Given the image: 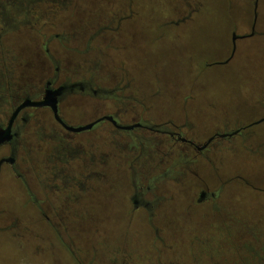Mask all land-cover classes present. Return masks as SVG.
<instances>
[{"label":"rangeland","instance_id":"1","mask_svg":"<svg viewBox=\"0 0 264 264\" xmlns=\"http://www.w3.org/2000/svg\"><path fill=\"white\" fill-rule=\"evenodd\" d=\"M74 1L73 5L68 4L65 8V4L58 5L60 2L57 0H0V31H3L0 36V60L12 61L17 77L23 73L22 79L34 80L48 75L46 71H40L41 66H36L47 57L44 52L47 43L50 54L62 66H67L70 62L71 68L80 65L81 78H93L94 83L104 89L114 88L123 75L122 71L132 68L129 71L131 75L122 83L127 84L135 75L136 81L132 85H141L143 89L137 93L132 87L126 94L135 92L134 95L144 97L146 106L170 110V114L162 117L158 108H155L145 119L161 122L172 118L180 123L183 114L176 112L185 105L189 109L192 107L194 113L190 114L188 120L193 127L186 131L199 141H205L213 131L212 126L225 118H239L246 122L263 118L264 0H199L200 4L205 2L201 13L194 12L189 20L179 24L173 22L190 13L184 0H135L136 16L122 25L138 34L136 39L140 41V45L135 46L134 57L145 70L142 71L143 74L133 71L134 62L127 60L125 56L129 53V48L124 47L131 40L126 33L121 35V39L113 30H107L90 42L91 36L99 30V25L108 23L113 13L120 11L127 14L125 12L129 11V1ZM253 28L256 33L247 36ZM57 33L62 39L60 37L47 41ZM110 36H116L112 43L108 42ZM234 37H237L235 41ZM157 68L165 75L166 85L158 80L155 74ZM137 73L144 75L145 80L138 79ZM119 94L122 95L123 92ZM102 96L77 97L72 106L70 104L73 101L68 106H63L66 118L75 122H87L102 113L110 112L114 103L104 97L105 94ZM41 117L45 115L42 114ZM212 122L215 124L210 125ZM253 127L264 133V121ZM97 130L96 135L100 137L103 130ZM23 137L21 156L31 155L32 147L35 149L34 155L37 148L44 147V135L32 136V130L28 129ZM119 141L121 140L111 143L107 136H103L98 140V144L102 145L97 146L103 153L110 150L117 153L122 144L127 145L126 140ZM250 147H236L233 148L236 150L230 149L226 153L234 160H238L236 154L241 156L242 175L251 176L259 189L241 186L239 181H229L225 188L226 200H217L215 205L204 203L190 206L189 209L186 206L192 205L195 193L201 187L218 189L219 182L214 168L220 166L217 156L213 157V167L201 161L195 164L191 168L199 172L198 176L189 173L187 178L176 172L163 175L162 170L173 159L169 161L161 154L156 155L155 160L148 159L150 155L147 153L137 160L135 156L129 157L136 169L149 175L146 178H136L140 185L151 187L147 188L151 192L147 194L148 198L153 199L154 194L176 196L175 203L161 211V237L165 239L164 245L162 243L161 264H264V250L260 254L256 252L264 247V215L260 216L262 211L258 212L260 205L264 204V166L254 164L252 149L255 146L252 144ZM130 152L137 154L132 147ZM7 153V148L0 149V157ZM110 163L111 167L105 168L106 170H129L128 161L118 166L114 161ZM5 167L2 168V173H5ZM231 170L235 171L234 168ZM237 171L239 172L238 169ZM230 174L221 177L226 180ZM118 179L123 181V178ZM124 180H130V186L125 187V190L131 192V179L126 177ZM18 182L15 179L3 181L0 178L3 190L0 192V264H45L43 258L38 256L36 245L33 248L26 245V240H34L27 226L45 236L54 237V231H44L41 222L32 225L29 223L32 215L30 197L22 181ZM36 190L42 198V191L38 188ZM237 191L242 192L239 203L236 200ZM104 193L103 189L99 191L98 201H106ZM218 207L226 208L220 210ZM108 210V213L116 215L120 209L110 207ZM100 211L97 215L105 219ZM222 213L225 219L221 216ZM236 214L244 219L241 222L234 221L232 217H238ZM37 217L40 215L37 214ZM108 219L99 225L101 229L98 235L110 233L116 237L121 236L124 225L113 223L117 221L109 215ZM158 220L157 215L156 224ZM143 223L144 226H139L143 229L139 239L140 246L135 244V248L143 253V264H154V233L145 225L147 221ZM21 235L24 240L18 238ZM57 245L60 244L56 242ZM41 248L45 247L41 246L39 250ZM58 253L59 258H50V263L46 264H68V254L63 253V250Z\"/></svg>","mask_w":264,"mask_h":264},{"label":"flooded vegetation","instance_id":"2","mask_svg":"<svg viewBox=\"0 0 264 264\" xmlns=\"http://www.w3.org/2000/svg\"><path fill=\"white\" fill-rule=\"evenodd\" d=\"M26 1L33 2L34 0ZM57 2H60L58 5L64 4V0H57ZM125 13H127L124 14L125 16L115 19L117 26L113 29L119 34V38L122 39L121 35L126 33L131 39L124 47L129 48V53L127 52L125 56L127 60L134 62L133 71L142 73L145 70L134 57L135 46L140 45V41L138 42L136 39L138 34L135 31L132 33L131 28H124L122 25L125 21H131L136 16V11L131 9ZM192 13L190 12L189 15L173 23L179 24L189 20ZM112 27H109V30H112ZM103 32V28H100L91 36L90 42ZM2 33L3 31H0V36ZM162 36L164 37L165 33ZM60 37L59 33L53 34L47 41ZM110 37L108 42H113L116 39V36ZM44 52L47 56L46 59H43L36 66H41L40 71H46L48 75L46 77L42 75V77L34 80L22 79L23 73L17 77L15 64L6 59L0 60V124L7 126L13 115L16 114L12 126L14 138L11 142L0 146V149H8V153L0 157V161L6 159L0 164V178L3 181L15 179L16 183L22 181L31 201L32 215L29 218V223L32 225L41 222L44 231H54V237L45 236V234L30 230L27 226L28 232H31V237L35 241L26 240V245L30 248L36 245L38 256L43 258L45 264L50 263V258H59L57 256L59 250L68 254L71 261L67 260L68 264H143L144 255L138 252L135 244L140 246L139 239L143 229L139 226H144V221H147L145 225H148L154 233L152 250L156 256L153 262L154 264H161L162 243L163 245L165 243V239L161 237V211L175 203L176 196L167 197L154 194L153 199L148 198L147 194L151 192L147 190L151 187L140 185L136 178H146L149 175L136 169L133 160L130 162L129 157L135 156V160H137L143 157L144 153H147L150 155L148 159L155 160V156L161 154L167 157L169 161L173 159L169 166L162 170L163 175L176 172L177 175L187 178L189 173L198 176L199 172L191 168L195 164L201 161V163L213 167V157L217 156L220 166L214 168H216L215 177L219 182L218 189L210 190L209 187H201L195 193L192 205L186 206L187 209L190 206H199L204 203L215 205L217 200H226L225 188L229 181H239L241 186L259 189L251 176L242 175L240 170V167H243L241 156L236 154L238 160H234L230 159L226 153L236 147L238 149L240 147L250 149L253 144L255 146L252 149L254 164L264 166V133L255 130L253 127L259 119L254 120L255 122H246L239 118L234 120L225 118L220 120L218 124L212 122L210 125L215 124L212 126L213 131L202 142L186 131L193 127V124L188 120L190 114L194 113L192 107L189 109L185 105L182 110L176 112L183 114L180 123L172 118L161 122L145 119L146 115H150L157 108L162 117L170 114V110L160 107L162 110L160 111L159 107H155V109L152 106H146L144 97L134 95L135 92L131 95L126 94L132 87L137 93L143 89L141 85H132L136 79L133 74L134 77L129 79L127 84L122 83L126 77L131 75L129 71L132 68L127 69L128 71H122L123 75L114 88L104 89L97 86L93 78L89 80L81 78L80 65H74L71 68L70 62L67 66H62L63 64L50 54L47 43ZM157 70L155 74H157L158 80L166 85L165 75L159 68ZM137 74L139 75V73ZM142 74L139 75L138 79L141 78L140 80L144 81L145 77ZM58 91L59 94H57ZM120 91L123 92L122 95L119 94ZM104 94V97L114 103L110 112L102 113L87 122H75L66 118L63 106H68V103L73 101L70 104L72 106L77 97L97 98ZM55 100L58 107L56 113L51 105L55 103ZM42 101H46L48 104H37ZM262 109L264 110V107ZM42 114L45 117H41ZM210 114L212 113L210 112ZM262 117L264 118V115ZM100 118L102 119L99 120ZM262 121L264 120H261L260 123ZM93 122L95 123L92 127L85 130L74 131L69 128ZM28 129L32 130V136L36 134L46 136L44 137V147L37 148L35 155V149L32 147L30 149L31 155L21 156V149L24 145L23 136ZM97 129L103 130L100 137L96 135ZM103 136H107L111 143L114 140H121L119 142L126 140L127 145L122 144L117 153L111 150L103 153L101 148L97 146L102 145L98 144V140ZM109 144L106 145L109 147ZM131 147L136 150L137 154L130 152ZM112 161L117 166L128 161L129 170H106L105 168L111 167L110 162ZM231 165H233L232 168H230ZM4 166H6L5 173H2ZM233 168L235 171L231 170ZM139 174L143 176H139ZM224 174H230V176L223 180L221 176ZM207 176L209 177V175ZM126 177L131 179V192L125 190V187L130 186V180H124ZM118 178H123V181H119ZM36 188L42 191V198L38 196ZM101 189L105 191L106 201H98ZM236 190L237 188L234 189V191ZM2 191L0 186V192ZM238 191L236 192V200L239 203L242 192ZM119 197L121 200H118ZM110 207L113 209L116 207L117 210H120L115 213L116 215H112L108 213ZM224 208L226 207L221 209L218 207L220 210H224ZM245 208L248 209V207ZM259 210L258 212L262 211L260 216H263L264 204L260 205ZM99 211L100 214L105 215V219L97 215ZM37 214L40 217H37ZM108 215L117 221L113 223L118 224V226L124 225L121 236L116 237L110 233L105 236L98 235L101 229L99 225L101 222L105 223ZM157 215L159 217L158 224L155 223ZM236 216L238 217H232L236 222H241L244 219L237 214ZM222 217L225 219V216ZM108 221L111 224L109 219ZM0 229L2 228L0 227ZM20 237L24 240L23 235L18 238ZM56 242L60 245L56 246ZM41 246L45 248L39 250ZM261 250H264L263 246L256 252L260 254ZM250 251L252 250L250 249Z\"/></svg>","mask_w":264,"mask_h":264},{"label":"trees","instance_id":"3","mask_svg":"<svg viewBox=\"0 0 264 264\" xmlns=\"http://www.w3.org/2000/svg\"><path fill=\"white\" fill-rule=\"evenodd\" d=\"M128 1H129V3H128L127 9H129V10L133 9L134 10L135 9V6H134L135 0H128ZM74 2H75L74 0H64L65 8L67 7L68 4H72L73 5ZM184 2H185V6L188 8L189 12H193V13L194 12L201 13V10L204 9V7H205V2L202 1V4H200L199 0H184ZM123 16H125L123 12L116 11L115 13L112 14V16L109 19L108 23H106V24L103 23V24L99 25V29L103 28V31L106 32L107 30H109V27L113 26L112 30L114 31L113 28L115 26H117V24L115 22V19H119V18H121Z\"/></svg>","mask_w":264,"mask_h":264},{"label":"water","instance_id":"4","mask_svg":"<svg viewBox=\"0 0 264 264\" xmlns=\"http://www.w3.org/2000/svg\"><path fill=\"white\" fill-rule=\"evenodd\" d=\"M254 31H255V30H254V28H253V32L247 34V36H249V35H253V34H254ZM236 38H237V37H234V41L236 40ZM57 94H59V91L57 92ZM56 103H57V101L55 100V103L51 104L52 107H53V109H54V111H55V113L58 112V107H57V104H56ZM37 104H38V105H46V104H48V103H47L46 101H42V102L37 103ZM15 115H16V114L13 115V117L11 118V120H10V122H9V124H8L7 126H2V125L0 124V146L3 145V144H6V143H8V142H11L12 139L14 138V133H13L12 126H13V121H14ZM101 119H102V118H100L99 120H101ZM261 120H264V118L261 119ZM261 120H258V122H260ZM97 121H98V120H97ZM97 121H95V122H97ZM95 122L90 123V124H87V125H83V126L69 127V128L72 129V130H74V131H81V130H85V129L91 128L92 125H93ZM4 160H6V159H2V160L0 161V164H2ZM0 167H1V165H0Z\"/></svg>","mask_w":264,"mask_h":264}]
</instances>
